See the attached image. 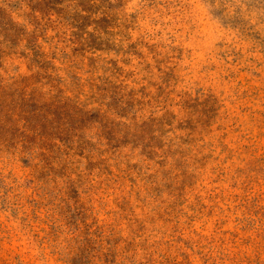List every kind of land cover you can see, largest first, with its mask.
I'll use <instances>...</instances> for the list:
<instances>
[{
	"label": "rangeland",
	"instance_id": "rangeland-1",
	"mask_svg": "<svg viewBox=\"0 0 264 264\" xmlns=\"http://www.w3.org/2000/svg\"><path fill=\"white\" fill-rule=\"evenodd\" d=\"M0 264H264V0H0Z\"/></svg>",
	"mask_w": 264,
	"mask_h": 264
}]
</instances>
